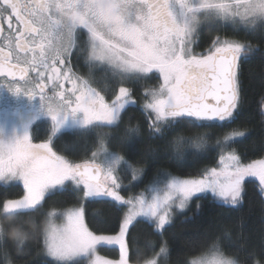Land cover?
<instances>
[{
	"label": "snow or ice",
	"instance_id": "obj_1",
	"mask_svg": "<svg viewBox=\"0 0 264 264\" xmlns=\"http://www.w3.org/2000/svg\"><path fill=\"white\" fill-rule=\"evenodd\" d=\"M224 25L264 34V0H0V92L12 98L17 117L0 120V184L23 185V195L0 202V216L10 218L0 222V245L8 243L12 229L16 246L22 250L31 236L53 264H79L81 260L132 264L131 229L140 218L162 235L173 211L186 209L198 194L210 193L235 206L242 200L249 177L258 179L264 194V158L245 163L231 146L245 135L240 130L225 132L214 147L208 145L207 133L178 136L172 143L219 149L218 166L206 168L199 177L158 175L144 191L129 196L122 195L120 170H130L135 181L144 169L111 150L108 133L102 134L91 159L81 163L54 146L68 131L82 135L99 127L119 128L126 108L135 104L133 90L125 84L138 83L153 72L159 73L161 83L144 91L150 138L164 139L181 128L234 122L242 102L241 62L260 49L235 36L218 34L206 50L195 51L202 29ZM81 53L90 72L106 66L118 77L119 86L113 89L110 102L103 89L93 86L91 76L85 78L74 70L73 57ZM22 101L27 102L23 105L26 113L21 111ZM42 118L49 122L46 139L35 142L32 130ZM141 131L138 123L124 129L122 139L130 152L135 151ZM69 186L82 193L83 201H107L125 208L119 230L114 234L91 230L79 201L44 212L45 224L33 223L30 231L13 227L22 217L40 212L48 197L68 191ZM150 243L155 249V243ZM100 246H118L119 259L100 257ZM211 249L191 264H248L254 255L249 252L245 260L228 255L219 240L212 242ZM168 254V242L161 241L143 264H161ZM254 264H264V260Z\"/></svg>",
	"mask_w": 264,
	"mask_h": 264
},
{
	"label": "trees",
	"instance_id": "obj_2",
	"mask_svg": "<svg viewBox=\"0 0 264 264\" xmlns=\"http://www.w3.org/2000/svg\"><path fill=\"white\" fill-rule=\"evenodd\" d=\"M218 34L235 36L260 49L248 60L241 62L239 77L242 102L234 122L199 129L181 128L169 133L164 139L150 138L146 127L147 114L143 111L144 91L147 88H156L161 83L160 75L155 72L138 83L125 84L132 88V99L135 104L126 108L119 128L99 127L82 135L68 131L54 141L55 149L73 162L81 163L91 158V153L97 149L102 134L108 133L112 137L108 147L130 159L133 165L144 169L141 180L137 183L133 182L130 172L125 173L122 182L126 187L122 193L126 196L146 189L150 181L164 172L183 177H199L206 168L215 167L218 164L219 149L212 150V147L216 139L231 130L245 131V135L235 139L231 145L244 162L264 158V34L259 31L255 33L234 31L231 25L205 27L201 31L196 49L206 50L212 38ZM80 71L82 75H90L87 69ZM95 78L100 80L105 88L108 85L116 87L115 84H118V77L107 68L95 73ZM137 123L141 125L142 131L135 141V151L130 152L129 145L122 139L124 129L129 124ZM193 133H207L208 145L212 147L197 149L194 144L187 142L179 145L172 143L178 136L187 137ZM68 145H71V151L68 150ZM197 152L202 154L196 155ZM21 195L22 183L0 184V202ZM81 197V193L73 191L71 187L68 191L57 192L48 197L40 212L22 217L13 227H20L22 231L27 232L32 229L33 223L44 225L46 222L44 212L51 208L59 210L68 208L80 201ZM84 207L86 223L91 230L103 234H114L119 230L118 222L125 208L107 201H87ZM8 219L10 218L2 217L1 222L6 223ZM11 230H8V243L0 245V264H6L7 260H11L13 264H53L51 260L44 258L40 242L31 236L22 250L16 246L11 240ZM214 240L221 241V248L226 254L241 260H245L249 252L253 253L251 259H248V264H254L255 260H264V194L257 178H246L242 200L235 206L226 205L212 195L195 198L186 213L166 225L162 235L157 233L146 219H140L131 229L132 264H143V260L150 258L154 251L158 250L161 241H167L169 248V254L162 258L161 264H191L192 258L211 249ZM150 242L155 243V249ZM97 251L112 259L119 258L117 247L100 246ZM79 264L87 262L81 260Z\"/></svg>",
	"mask_w": 264,
	"mask_h": 264
},
{
	"label": "flooded vegetation",
	"instance_id": "obj_3",
	"mask_svg": "<svg viewBox=\"0 0 264 264\" xmlns=\"http://www.w3.org/2000/svg\"><path fill=\"white\" fill-rule=\"evenodd\" d=\"M80 38H81V40H83L85 38V34L81 33ZM195 48H196V46H195ZM195 51L198 52L196 49H195ZM200 52H202V51H200ZM13 62H15V61H13ZM76 64L77 65L81 64V66H79V68L82 69V71H85V69H87L88 70L87 72H89L90 75L89 76L82 75V72L79 70L77 73L79 75L85 77V78H89L91 76V78L94 80L93 86L96 87L97 84H96V80H95L96 79L95 73H97L98 71L91 70L92 72H90V69H88V67H86V61L84 59L83 53H81L79 56L73 57L74 70L76 69ZM79 68H77V69H79ZM108 70L111 71L110 69H108ZM99 72H102V71H99ZM110 76L112 77L111 74H110ZM115 80H117V79H115ZM98 81H100V80H98ZM115 85H116V87H114L112 85L109 87V85H108V87L105 89L106 92L102 93L105 96L106 101L110 102L113 99V93H112L113 89H118L119 84H115ZM26 87L30 88L31 85H28ZM65 87L71 88V84H66ZM107 93H108V95H107ZM45 95L50 96L51 93L46 90ZM11 99L12 98L9 97L7 93L0 92V120L4 119L5 117L7 119H9L10 121L17 119V117L13 114L14 105L11 103ZM26 103H27L26 101L21 102V111L24 113H26V108H24L23 105H26ZM48 123L49 122L46 120V118H42V120L37 122V124L34 126L32 133H33V139L35 142H38V141H36V139L39 140V137L42 135L41 132L43 130L47 129ZM41 140H43V139H41Z\"/></svg>",
	"mask_w": 264,
	"mask_h": 264
},
{
	"label": "rangeland",
	"instance_id": "obj_4",
	"mask_svg": "<svg viewBox=\"0 0 264 264\" xmlns=\"http://www.w3.org/2000/svg\"><path fill=\"white\" fill-rule=\"evenodd\" d=\"M196 49V48H195ZM197 50V49H196ZM198 51V50H197ZM200 51H198L197 53H199ZM78 64V63H77ZM76 64V69H75V71L76 72H78V70L80 71V68H79V65H77ZM83 66V65H82ZM77 68H79V69H77ZM105 68H107L106 66L105 67H97V68H95L94 70H96V71H102V70H104ZM108 69V68H107ZM153 73H155V72H153ZM159 74V73H158ZM96 80V87L98 88V89H103V92L102 93H104V92H106L105 91V87L104 86H102L101 85V83L98 81V79H95ZM100 83V84H99ZM71 99H73V101L75 100L74 99V97H71ZM245 132V131H244ZM41 136L39 137V140H37L36 139V141H40L41 139H46V134H47V129H45V130H43L42 132H41ZM239 138H241V137H237L236 139H239ZM91 159V158H90ZM97 162H99V161H97ZM245 163H247V162H245ZM133 166H135V165H133ZM218 166V164L215 166V167H217ZM136 168H139V167H137V166H135ZM141 169V168H140ZM126 172H130L131 173V171L130 170H127V169H124V168H122L121 170H120V172H119V176H120V179H121V183L123 184V182H122V178L125 176V173ZM132 174V173H131ZM163 174H168L169 176H172V177H177V178H188V177H183V176H177V175H174V174H172L171 175V173H168V172H164V173H162V174H160V176L162 177L163 176ZM141 177H142V174L134 181L133 179V182L134 183H137V182H139L140 180H141ZM246 181V180H245ZM69 187H71V186H69ZM126 186H124V188H125ZM145 190V189H144ZM144 190H141V191H138L137 193L135 192V193H132V194H130V195H135V194H139L140 192H142V191H144ZM122 195H125V194H123L122 193ZM202 195H211L210 193H208V194H198L196 197H194L193 198V200L195 199V198H197V197H199V196H202ZM81 196H82V193H81ZM126 196V195H125ZM127 196H129V195H127ZM193 200L191 201V203L189 204V206L186 208V209H184V210H179V209H175L174 211H173V213H172V219H171V222L173 221V220H175L177 217H179L180 215H182V214H184V213H186L188 210H189V208H190V206H191V204H192V202H193ZM80 203H83L84 205H85V203L87 202V201H83L82 199L79 201ZM77 204V203H76ZM76 204H73V205H70V206H68V207H72V206H74V205H76ZM59 210V209H58ZM125 211H126V209H125ZM1 218H2V216H0V222H1ZM140 219H146V218H140ZM56 222L57 223H59L60 222V220L59 219H57L56 220ZM170 222V223H171ZM85 223H86V219H85ZM87 224V223H86ZM106 247H117L118 248V246H106ZM119 249V248H118ZM211 250L212 249H210L209 251H207L206 253H204L203 255H199V256H196V257H194V258H192L191 259V261L193 260V259H196V258H200V257H202V256H205V255H208V254H210L211 253ZM97 254L100 256V257H102V258H106V259H109V260H118L119 258H117V259H112V258H110V257H108V256H105V255H103V254H101V253H99L98 251H97ZM45 258V257H44ZM8 261H11V260H7V263L6 264H8ZM11 264H13L12 263V261H11Z\"/></svg>",
	"mask_w": 264,
	"mask_h": 264
}]
</instances>
